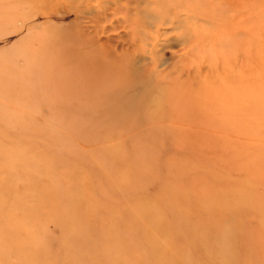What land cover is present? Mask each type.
<instances>
[{
    "label": "rangeland",
    "instance_id": "374dc122",
    "mask_svg": "<svg viewBox=\"0 0 264 264\" xmlns=\"http://www.w3.org/2000/svg\"><path fill=\"white\" fill-rule=\"evenodd\" d=\"M0 264H264V0H0Z\"/></svg>",
    "mask_w": 264,
    "mask_h": 264
},
{
    "label": "bare ground",
    "instance_id": "6f19581e",
    "mask_svg": "<svg viewBox=\"0 0 264 264\" xmlns=\"http://www.w3.org/2000/svg\"><path fill=\"white\" fill-rule=\"evenodd\" d=\"M103 3H104V2H103ZM131 5H133V4H131ZM104 6L106 7V5H104ZM137 6H138V5H137ZM135 7H136V6H135ZM100 8H101V7H100ZM100 8H99V10H101ZM118 9H119V8H118ZM106 11H107V10H106ZM136 11H137V10H136ZM92 12H93V11H92ZM119 12H120V11H119ZM103 13H104V12H103ZM85 14H86V13H85ZM123 14H125V13H123ZM88 15H89V14H88ZM125 15H126V14H125ZM105 20H106V19H105ZM106 22H108V21H106ZM100 23H101V22H100ZM122 25H123V24H122ZM120 26H121V25H120ZM112 28H113V27H112ZM117 29H118V28H117ZM138 29H139V28H138ZM135 30H136V29H135ZM131 34H132V33H131ZM133 35H134V34H133ZM131 36H132V35H131ZM85 40H87V39L85 38ZM109 40H110V39H109ZM111 40H112V39H111ZM138 51H139V50H138ZM89 54H90V53H89ZM89 54H88V55H89ZM123 57H126V56H123Z\"/></svg>",
    "mask_w": 264,
    "mask_h": 264
}]
</instances>
